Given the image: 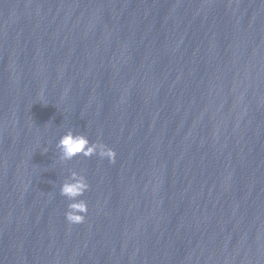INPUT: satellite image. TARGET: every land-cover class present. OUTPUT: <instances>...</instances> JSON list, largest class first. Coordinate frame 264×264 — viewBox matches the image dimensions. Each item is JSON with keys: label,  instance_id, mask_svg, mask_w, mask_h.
Instances as JSON below:
<instances>
[{"label": "water", "instance_id": "water-1", "mask_svg": "<svg viewBox=\"0 0 264 264\" xmlns=\"http://www.w3.org/2000/svg\"><path fill=\"white\" fill-rule=\"evenodd\" d=\"M0 264H264V0H0Z\"/></svg>", "mask_w": 264, "mask_h": 264}, {"label": "clouds", "instance_id": "clouds-1", "mask_svg": "<svg viewBox=\"0 0 264 264\" xmlns=\"http://www.w3.org/2000/svg\"><path fill=\"white\" fill-rule=\"evenodd\" d=\"M58 147L61 149L62 158L72 159L77 154L85 157L98 155L101 158H108L114 162L116 152L111 147L102 142H91L84 134L74 133L71 130L60 137ZM89 183L84 175L73 173V178L61 186V195L68 198V211L65 213L66 220L71 224L84 222L88 212L87 202L77 197L83 196L89 189Z\"/></svg>", "mask_w": 264, "mask_h": 264}]
</instances>
